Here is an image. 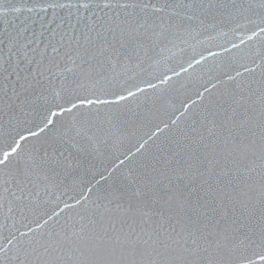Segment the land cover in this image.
Listing matches in <instances>:
<instances>
[{"label":"snow or ice","instance_id":"6c2138e0","mask_svg":"<svg viewBox=\"0 0 264 264\" xmlns=\"http://www.w3.org/2000/svg\"><path fill=\"white\" fill-rule=\"evenodd\" d=\"M0 264H264V0H0Z\"/></svg>","mask_w":264,"mask_h":264}]
</instances>
